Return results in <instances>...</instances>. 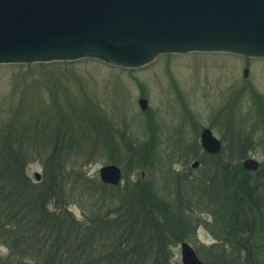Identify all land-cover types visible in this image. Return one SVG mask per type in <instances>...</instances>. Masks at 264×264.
<instances>
[{
    "label": "rangeland",
    "instance_id": "1",
    "mask_svg": "<svg viewBox=\"0 0 264 264\" xmlns=\"http://www.w3.org/2000/svg\"><path fill=\"white\" fill-rule=\"evenodd\" d=\"M139 98L147 100L144 111ZM12 122L37 127L43 142L30 153L31 181L44 176L53 145L64 148L61 159L82 165L91 178L99 180V169L114 164L122 172L119 187L141 180L168 198L177 226L184 225L175 233L205 264H264V166L257 173L236 170L246 157L263 164L264 58L188 52L160 55L134 69L92 59L0 64V135ZM202 128L221 141L218 157L201 148ZM31 141L37 144V136ZM213 167L217 174L224 169L225 179L211 182ZM234 178L258 187L257 204L249 203ZM239 198L244 203L234 204ZM70 210L81 218L77 206ZM231 213L243 224L238 232ZM250 216L255 222L248 230ZM169 239L166 264H181V241ZM7 255L0 245L4 264Z\"/></svg>",
    "mask_w": 264,
    "mask_h": 264
},
{
    "label": "water",
    "instance_id": "2",
    "mask_svg": "<svg viewBox=\"0 0 264 264\" xmlns=\"http://www.w3.org/2000/svg\"><path fill=\"white\" fill-rule=\"evenodd\" d=\"M192 51L264 58V0H0V64L90 58L138 68L162 54ZM138 105L144 111L147 100ZM200 144L211 155L221 150L209 128L202 129ZM259 165L253 158L241 163L250 172ZM99 178L115 186L121 171L104 165ZM180 258L205 264L185 241Z\"/></svg>",
    "mask_w": 264,
    "mask_h": 264
},
{
    "label": "trees",
    "instance_id": "3",
    "mask_svg": "<svg viewBox=\"0 0 264 264\" xmlns=\"http://www.w3.org/2000/svg\"><path fill=\"white\" fill-rule=\"evenodd\" d=\"M33 128L12 122L0 135V245L8 249L5 264H166L169 236L176 242L185 239L175 233L184 225L180 221L177 226L168 198L158 197L141 180L131 187L105 185L87 176L82 165L61 159L64 148L58 145H53L44 176L31 181L26 173L30 153L36 145L44 148L38 128ZM36 136L37 144L31 141ZM217 169L211 172L217 174ZM236 170L247 173L241 166ZM222 172L226 171L221 169L210 181L216 182L219 175L225 179ZM234 180L247 191L249 203L257 204L258 187L247 183L246 188ZM242 203L240 198L234 202ZM72 205L81 210V218L70 210ZM231 214L238 232L243 224L238 214ZM250 222L248 230L255 222L252 216ZM0 264H4L1 258Z\"/></svg>",
    "mask_w": 264,
    "mask_h": 264
}]
</instances>
